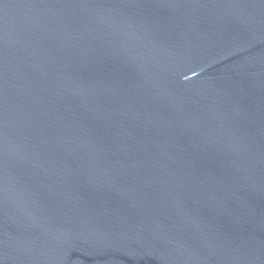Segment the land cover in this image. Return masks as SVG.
Returning <instances> with one entry per match:
<instances>
[{
  "label": "water",
  "instance_id": "1",
  "mask_svg": "<svg viewBox=\"0 0 264 264\" xmlns=\"http://www.w3.org/2000/svg\"><path fill=\"white\" fill-rule=\"evenodd\" d=\"M0 264H264V0H0Z\"/></svg>",
  "mask_w": 264,
  "mask_h": 264
}]
</instances>
